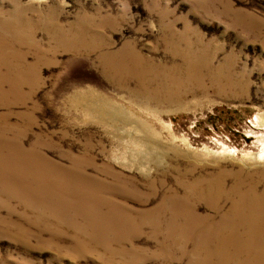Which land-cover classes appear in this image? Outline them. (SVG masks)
I'll return each instance as SVG.
<instances>
[{
	"label": "rangeland",
	"instance_id": "1",
	"mask_svg": "<svg viewBox=\"0 0 264 264\" xmlns=\"http://www.w3.org/2000/svg\"><path fill=\"white\" fill-rule=\"evenodd\" d=\"M239 183L264 190V0H0V264H247Z\"/></svg>",
	"mask_w": 264,
	"mask_h": 264
},
{
	"label": "bare ground",
	"instance_id": "2",
	"mask_svg": "<svg viewBox=\"0 0 264 264\" xmlns=\"http://www.w3.org/2000/svg\"><path fill=\"white\" fill-rule=\"evenodd\" d=\"M3 27L7 29L8 24ZM108 78L115 83L127 84L129 75L123 73L114 74L109 71ZM107 107L114 106V103L108 99H104ZM240 198L237 202L236 208L232 207L228 214L222 215V220L218 226L222 229H228L232 238L237 242L243 253L230 255L229 251H221L227 261L232 262L234 259H239L240 255L246 256L245 263L253 264V261L264 260V190H259L257 186L245 187L244 184L239 183L234 192L227 201ZM223 205L217 201V211L222 212ZM232 217L234 222L229 224L228 218ZM241 251V250H240ZM231 252V251H230ZM240 261V260H239ZM238 261V262H239Z\"/></svg>",
	"mask_w": 264,
	"mask_h": 264
}]
</instances>
